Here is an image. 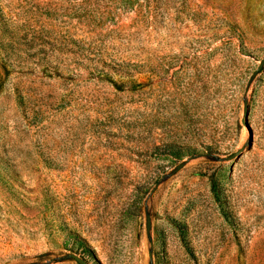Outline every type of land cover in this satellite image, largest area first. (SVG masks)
I'll return each mask as SVG.
<instances>
[{
  "label": "rangeland",
  "instance_id": "374dc122",
  "mask_svg": "<svg viewBox=\"0 0 264 264\" xmlns=\"http://www.w3.org/2000/svg\"><path fill=\"white\" fill-rule=\"evenodd\" d=\"M264 264V0H0V264Z\"/></svg>",
  "mask_w": 264,
  "mask_h": 264
},
{
  "label": "water",
  "instance_id": "95a60500",
  "mask_svg": "<svg viewBox=\"0 0 264 264\" xmlns=\"http://www.w3.org/2000/svg\"><path fill=\"white\" fill-rule=\"evenodd\" d=\"M75 259L78 262V264H87L85 261L79 259L78 257H75Z\"/></svg>",
  "mask_w": 264,
  "mask_h": 264
}]
</instances>
